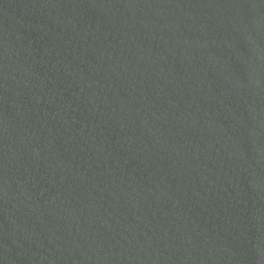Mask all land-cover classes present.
I'll list each match as a JSON object with an SVG mask.
<instances>
[{
  "label": "water",
  "instance_id": "1",
  "mask_svg": "<svg viewBox=\"0 0 264 264\" xmlns=\"http://www.w3.org/2000/svg\"><path fill=\"white\" fill-rule=\"evenodd\" d=\"M0 264H264V0H0Z\"/></svg>",
  "mask_w": 264,
  "mask_h": 264
}]
</instances>
